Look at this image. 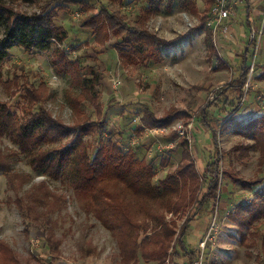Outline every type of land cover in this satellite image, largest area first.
<instances>
[{"label": "rangeland", "instance_id": "rangeland-1", "mask_svg": "<svg viewBox=\"0 0 264 264\" xmlns=\"http://www.w3.org/2000/svg\"><path fill=\"white\" fill-rule=\"evenodd\" d=\"M4 1L15 12L29 16L39 14L46 8L51 9L52 13L58 16L56 24L66 29L68 37L63 46L55 44L53 48L44 51L25 50L21 47L10 50L9 56L0 64V106L6 105L16 113L22 123L30 115L27 92L33 86L38 88L45 84L42 108L47 109L55 119L70 127L82 124L87 117L94 121L106 122L102 135L105 140L111 138L125 145L128 142L129 145L140 146L139 155L148 159L158 158L157 163L164 159L165 167H160L156 182L168 174L174 175L177 172L182 151L174 152L172 150L175 148L169 150L165 147L171 141L177 145L180 139H169L167 136L170 131L165 134L145 131L139 138L133 135L131 128L138 125V118L145 111L144 105L157 117L164 116L168 110L176 107L194 115L191 120L183 116L179 122L186 125V121H190L192 125L189 134L192 142L188 145L202 175V165L205 167L208 163L206 156H209V148L213 146V142L210 137L208 140H200L201 133L195 132L194 128L199 121L200 108L217 90L237 78L239 66L233 65L234 61L232 60V64L231 59H236L240 53L237 54L238 50L229 47L231 40L227 41V62L229 61L231 66L220 64L219 59L206 47L204 33L199 32L192 33L174 47L165 49L160 64L141 66L134 61L123 62L114 47L115 39L104 47L98 45L93 36H90L92 31L84 28L82 24L95 12L107 8L111 12H121L132 26L144 22L152 33L162 39L172 40L199 26L205 13L206 3L203 0H197L195 3L197 13L190 12L179 0L171 5L166 1L160 12L151 15L147 20L143 16L146 6L132 0ZM76 1L88 5L91 11L86 13L79 9L80 7L77 8L78 6L74 5ZM63 5L66 8L68 6V9L61 12L59 7ZM244 15V12L239 10L234 25L244 28ZM258 23L257 20L255 24ZM5 31L6 27L0 28V40ZM232 36L238 39L236 33ZM79 44L83 47L74 51L73 48ZM57 47L68 52L72 59L80 60L83 72L80 78L101 76L89 89L90 92L83 91L74 77L70 79L56 74L52 59ZM260 56L264 63V47L259 49L258 57ZM88 70H93L95 75H90ZM77 96H81L88 104L87 107L81 106L82 117H78L70 106V99ZM259 97L264 98L262 80L251 83L240 115L258 113ZM212 112L215 115L220 113L218 118L221 119L227 116L228 111L221 103L218 108L213 107ZM130 117H134V120L126 127ZM96 137L93 135L85 140L97 147L99 142ZM218 138L224 160L221 172L227 171L246 182L264 178V151L256 141L239 136L233 131H220ZM1 164L9 166L10 179L0 172V241L8 244L13 250L19 264H184L187 261L182 258L174 262H146L138 250L134 259L129 258L131 255L127 256L122 250L121 239L116 231L95 216L89 209L88 202L75 193L68 181L62 178L50 180L36 172L20 154L19 148L5 135H0ZM181 190L188 194L192 189L187 186ZM21 199L24 209L32 208V211L27 213V219L19 208L18 201ZM241 201L247 206L252 205L255 202L253 191L227 182L221 173L217 198L211 202L213 212L207 215L205 211L197 221L200 224L208 223L205 235L198 242H190L189 228L185 238L186 249L193 250L195 254L197 252L199 259L202 254L200 243L212 223H216V240L207 244L203 264H262L260 254L264 220L250 227L239 226L240 219L235 209ZM127 202L134 222L141 225L140 230L135 232V241L139 245L144 239L160 231L159 225L163 221L175 230V240L187 218L192 215L191 209L179 213L172 212L171 209L175 205L167 200L151 201L146 197L128 196ZM234 216L236 218L232 220ZM191 226L194 227L195 222ZM243 235L246 236L245 244L242 243Z\"/></svg>", "mask_w": 264, "mask_h": 264}, {"label": "trees", "instance_id": "trees-1", "mask_svg": "<svg viewBox=\"0 0 264 264\" xmlns=\"http://www.w3.org/2000/svg\"><path fill=\"white\" fill-rule=\"evenodd\" d=\"M25 1L33 2L34 0ZM132 1L141 2L146 6L143 9V16L147 20L151 15L160 12L166 1L168 5H171L176 0ZM179 1L190 12L197 13L195 4L197 0ZM203 1L206 3L205 13L199 26L190 30L186 35L172 40L158 37L145 26L144 22L132 26L121 12H111L107 8L92 14L82 26L92 31L90 36H93L94 41L102 47L115 39L114 47L124 63L134 61L141 66L157 65L161 63L165 49L174 47L181 39L192 33L204 30L206 31V47L216 55L213 33L207 29L210 11L215 0ZM74 5L86 13L91 11L83 2L77 3L76 1ZM66 9L68 6L67 8L65 5L59 7L61 12ZM56 16L57 14L52 13V10L48 8L43 9L39 14L30 16L17 13L9 8L4 0H0V28L6 27L4 36L0 40V64L9 56L10 50L14 47L44 51L53 48L55 44L63 46L68 33L64 27L56 24ZM82 47V44H79L73 49L76 51ZM60 49L58 47L55 49L52 59L56 74L70 79L74 77L76 83L82 86L83 91L90 92L89 89L94 86L95 82H98L101 76L96 75L95 78L90 79L80 78L83 73L80 60L72 59L68 52ZM253 53L248 46L240 54L241 62L238 65L237 78L217 90L216 97L212 100L209 98L199 110V121L194 128L195 132L206 133L213 142V149L207 157L209 160L202 175L190 152L189 140L172 131L167 137L171 140L180 139L172 151L181 150L182 159L174 175L168 174L164 179L156 182L155 178L159 174L160 167H165L164 159L157 163L158 158H149L151 159L149 160L147 157H141L139 155L140 146L129 145L128 142L125 145L111 138L105 140L102 135L106 122L94 121L91 117H87L82 124L70 127L55 119L47 109L42 108V93L45 84H41L38 88L33 86L27 92L26 99L30 101L28 107L30 115L22 123L19 122L16 113L6 105L0 106V135L8 137L19 148L20 154L36 172L50 180L62 178L68 181L75 193L88 202L87 205L95 216L116 231L121 239L122 250L127 256L131 255L129 258L134 259V254L138 250L141 251L142 258L146 262H165L166 260L174 262V260L186 258L187 261L184 264H194L198 260L197 252L195 254L193 250L186 249L185 238L193 220L205 211L213 212L211 202L217 198L221 173L227 182L253 191L255 202L247 206L241 201L235 209L240 219L239 226L250 227L264 220V178L246 182L237 179L227 171L221 172V164L224 160L218 138L220 131H233L239 136L256 141L264 151V115L259 112L246 115L243 111L244 114L240 115V111L244 109L241 104L250 71L246 62L253 58ZM88 73L95 75L93 70H88ZM254 76L253 82L264 81V64L257 65ZM221 103L228 112L227 116L218 120L213 115L212 108H218ZM87 105L81 96L70 99V106L78 117H82L81 106L87 107ZM28 108L25 107L26 110ZM144 109L138 125L131 128L133 135L139 138L148 129L169 128L179 122L183 116L189 120L194 117L192 113L184 112L176 107L168 110L162 117H157L146 105ZM128 119L126 127H129L134 117ZM189 123L190 121H186V125ZM93 135L97 136L96 140L99 142L97 147L85 140ZM8 169L9 166L0 165V172L4 175L8 176ZM187 186H190L192 190L184 194L185 190L181 189ZM128 196L146 197L151 201L167 200L175 205L171 209L172 212L179 213L191 209L192 215L187 218L175 240V230L170 227L169 223L164 221L161 223L159 220L161 230L153 233L152 237L144 239L139 245L135 241V232L140 230L141 225L134 222L127 202ZM18 204L27 219V213L32 211V208L24 209L22 199L18 201ZM244 213H246L245 216ZM235 218L234 216L232 220ZM262 239L260 262L264 264V236ZM246 242V236L243 235L242 243ZM0 253V264H19L13 250L2 241H0Z\"/></svg>", "mask_w": 264, "mask_h": 264}, {"label": "built area", "instance_id": "built-area-1", "mask_svg": "<svg viewBox=\"0 0 264 264\" xmlns=\"http://www.w3.org/2000/svg\"><path fill=\"white\" fill-rule=\"evenodd\" d=\"M236 2L234 0H215L214 5L211 8L210 11V19L207 23V28L212 31L215 45H218V38L220 37H226L227 39H230V34L232 30L234 29V25L232 23V17L235 15L236 11ZM251 41L254 43V55L253 59L249 62L248 66L250 67V71L248 74V81L245 86L244 90V99L242 101L241 106L244 104V101L246 99V96L248 94V91L250 90V85L253 82V78L256 72V67L258 65V52L261 47L263 37H264V12H263V20L261 24L258 27H252L251 34H250ZM216 95L214 94L211 99H214ZM263 98V97H262ZM261 97L258 98L259 100V106L258 110L259 113H262L264 115V98ZM190 130H192V125L190 123L188 125H185L182 122H177L172 127V131H175L179 134L180 137L187 138L189 140V143L192 142L190 138ZM167 132L166 129H160L156 128L151 130V133L153 134H165ZM176 143L174 141H171L165 149L172 150L176 148ZM251 199V198H250ZM249 199V200H250ZM218 206H216V210L218 209ZM216 223L213 222L211 227L209 228L206 236L200 243V248L202 249V254L199 257L197 261L194 262V264H203L204 259V251L209 243H214L216 240Z\"/></svg>", "mask_w": 264, "mask_h": 264}, {"label": "crops", "instance_id": "crops-1", "mask_svg": "<svg viewBox=\"0 0 264 264\" xmlns=\"http://www.w3.org/2000/svg\"><path fill=\"white\" fill-rule=\"evenodd\" d=\"M234 1L236 2L237 6H236V13L232 17V23H233V25L235 24V22H236L235 19L237 18L236 17L237 16V12H239V10H242V12H244V14H245L244 15L245 18H243L244 19V22H245V25H244V28H240L239 26L234 25V29L232 30V32L230 34V38H232V39H227L226 37H220V38H218V45H215L214 37H213V43H214V47H215V50H216V53H217L216 55H214V54L213 55L217 59H219L220 64L223 63V65L221 64L222 66H226L227 64L229 66H231L230 62L229 61L227 62V51H228L227 50L228 49L227 48L228 47L227 41L229 42V40H231L230 42H232V44H229V47H233V48H235V50H238L237 51V54H238V52L240 54L242 52H244L245 49L248 48V46L250 47V50L252 52H255L254 43H253V41H251L250 34H251L252 27H258L261 24L262 20H263V12H264V1L263 0H234ZM257 20L259 21V23L258 24H255L257 22ZM199 33H204L205 38H206V31L205 30L203 32H199ZM235 33H236V36H237L238 39L233 38L232 35L235 34ZM205 38H204V40H205ZM251 43H252V45H251ZM262 43H263L262 44L263 46H261V48L264 47V42H262ZM168 49H170V48H168ZM262 52H263V49H262ZM228 54H230V53L228 52ZM240 54H239V56L236 57V59H231V61L232 60L234 61V64H233V61L231 62L233 65H239L240 64V62H241ZM228 58L230 59V57H228ZM252 59L253 58H251L250 60H248L246 62L247 65L249 64V62ZM162 61H163V59H162ZM258 64H264L262 62V57L261 56L258 58ZM236 74L238 75V72H236ZM213 115L216 118H218V116L220 115V113H219V115H215L213 113ZM216 118H215V120H216ZM219 119L220 118H218V120ZM171 127H169V128H163V129H166L167 132H169V131L172 132ZM151 130H153V129H148L147 131H150L151 132ZM202 138L208 140L209 139V135L207 136L206 133H204V134L201 133L200 140H202ZM212 149H213V146L211 148H209L208 154L211 152ZM206 157H208V155ZM205 167L202 165V169L203 170H205ZM206 213H207V215H210L211 210L207 211ZM199 217L196 218L195 220H193L191 222V225H192L193 222H195V226L192 227L190 225L191 233L188 234L189 235L190 242L191 241L192 242H198V241H200L199 239H201L205 235V233H206L208 223H206V224L205 223H201V224L200 223H197Z\"/></svg>", "mask_w": 264, "mask_h": 264}]
</instances>
